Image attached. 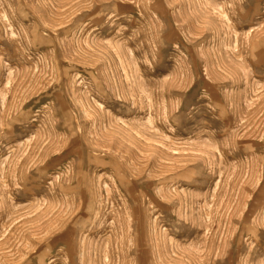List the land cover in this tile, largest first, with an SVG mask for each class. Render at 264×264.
<instances>
[{
  "label": "rangeland",
  "instance_id": "obj_1",
  "mask_svg": "<svg viewBox=\"0 0 264 264\" xmlns=\"http://www.w3.org/2000/svg\"><path fill=\"white\" fill-rule=\"evenodd\" d=\"M0 264H264V0H0Z\"/></svg>",
  "mask_w": 264,
  "mask_h": 264
}]
</instances>
